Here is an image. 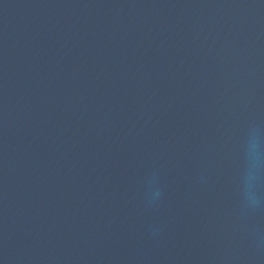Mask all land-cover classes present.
I'll list each match as a JSON object with an SVG mask.
<instances>
[{
    "label": "water",
    "instance_id": "water-1",
    "mask_svg": "<svg viewBox=\"0 0 264 264\" xmlns=\"http://www.w3.org/2000/svg\"><path fill=\"white\" fill-rule=\"evenodd\" d=\"M253 129L264 0H0V264H264Z\"/></svg>",
    "mask_w": 264,
    "mask_h": 264
},
{
    "label": "clouds",
    "instance_id": "clouds-1",
    "mask_svg": "<svg viewBox=\"0 0 264 264\" xmlns=\"http://www.w3.org/2000/svg\"><path fill=\"white\" fill-rule=\"evenodd\" d=\"M245 158L247 168L241 176V193L244 205L248 208H258L264 204L257 191V182L264 172V139L258 130L253 129L245 143ZM154 181H148V202L152 203L159 198V190L155 188Z\"/></svg>",
    "mask_w": 264,
    "mask_h": 264
}]
</instances>
